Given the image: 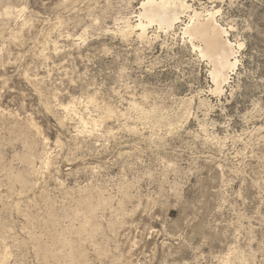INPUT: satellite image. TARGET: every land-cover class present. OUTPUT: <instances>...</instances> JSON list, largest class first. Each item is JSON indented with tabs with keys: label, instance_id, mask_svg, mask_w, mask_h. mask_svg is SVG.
<instances>
[{
	"label": "rangeland",
	"instance_id": "rangeland-1",
	"mask_svg": "<svg viewBox=\"0 0 264 264\" xmlns=\"http://www.w3.org/2000/svg\"><path fill=\"white\" fill-rule=\"evenodd\" d=\"M142 1L0 0V264H264V0H187L242 44L221 93Z\"/></svg>",
	"mask_w": 264,
	"mask_h": 264
},
{
	"label": "bare ground",
	"instance_id": "bare-ground-1",
	"mask_svg": "<svg viewBox=\"0 0 264 264\" xmlns=\"http://www.w3.org/2000/svg\"><path fill=\"white\" fill-rule=\"evenodd\" d=\"M140 8L141 11L136 15L137 20H135V23H131L127 18V24L125 25L126 31H130L131 33L137 32V36L140 38L147 36V30L152 24H156L159 31L168 32L173 30L176 23L181 22L182 17H187V22H185L182 28V34L184 35V38L187 37L193 50H196L200 57L207 59L211 64L209 75L214 85V88L211 91L220 92L222 87H224L223 85L228 83L229 72L232 71L238 63L237 49L241 48L242 44L237 41L233 42L228 38V29L221 25L215 18V15L219 11H213L214 9L199 11L196 8H193L187 0H144L142 1ZM73 107L66 106L65 109L67 111H73ZM82 123L86 125L88 124V121H83ZM46 253H48V251ZM69 258L70 260L72 259L71 257Z\"/></svg>",
	"mask_w": 264,
	"mask_h": 264
}]
</instances>
